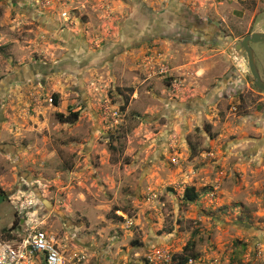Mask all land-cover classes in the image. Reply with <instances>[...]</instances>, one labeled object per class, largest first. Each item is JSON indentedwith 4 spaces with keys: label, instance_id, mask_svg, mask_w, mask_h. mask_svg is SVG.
<instances>
[{
    "label": "rangeland",
    "instance_id": "1",
    "mask_svg": "<svg viewBox=\"0 0 264 264\" xmlns=\"http://www.w3.org/2000/svg\"><path fill=\"white\" fill-rule=\"evenodd\" d=\"M255 32L264 0H0V230L62 264H264Z\"/></svg>",
    "mask_w": 264,
    "mask_h": 264
},
{
    "label": "built area",
    "instance_id": "2",
    "mask_svg": "<svg viewBox=\"0 0 264 264\" xmlns=\"http://www.w3.org/2000/svg\"><path fill=\"white\" fill-rule=\"evenodd\" d=\"M19 227L0 230V264H62L61 245L52 234L37 225L23 229L21 234Z\"/></svg>",
    "mask_w": 264,
    "mask_h": 264
},
{
    "label": "water",
    "instance_id": "3",
    "mask_svg": "<svg viewBox=\"0 0 264 264\" xmlns=\"http://www.w3.org/2000/svg\"><path fill=\"white\" fill-rule=\"evenodd\" d=\"M259 43H264V32H255L250 35H247L240 45L238 46L239 48L244 49L249 58V67L250 71L252 73V76L255 80V86L264 92V81L262 80L260 73L258 71L256 62H255V57H254V50L251 46V44H259ZM4 201V197L0 196V203Z\"/></svg>",
    "mask_w": 264,
    "mask_h": 264
},
{
    "label": "trees",
    "instance_id": "4",
    "mask_svg": "<svg viewBox=\"0 0 264 264\" xmlns=\"http://www.w3.org/2000/svg\"><path fill=\"white\" fill-rule=\"evenodd\" d=\"M53 101H55V104H58V95L55 94L53 96ZM60 120L63 122H75L79 118V112H73L68 117L64 116L63 114H59ZM197 194L194 191L193 188H188L184 195V200L187 202H193L197 199ZM16 228V227H15ZM189 247H186L184 252L182 254H179L176 258L178 259L179 264H188L190 260L197 259V255L193 253L191 250L189 252ZM175 258V259H176Z\"/></svg>",
    "mask_w": 264,
    "mask_h": 264
},
{
    "label": "flooded vegetation",
    "instance_id": "5",
    "mask_svg": "<svg viewBox=\"0 0 264 264\" xmlns=\"http://www.w3.org/2000/svg\"><path fill=\"white\" fill-rule=\"evenodd\" d=\"M252 45H256V44H251V46ZM244 50V49H243ZM245 51V50H244ZM246 52V51H245ZM246 54H247V52H246ZM247 58H248V54H247ZM248 64H249V58H248ZM258 68V67H257ZM249 69H250V67H249ZM259 71V70H258ZM250 73H251V71H250ZM260 73V72H259ZM251 75H252V73H251ZM261 76V75H260ZM262 78V77H261ZM254 83H255V80H254Z\"/></svg>",
    "mask_w": 264,
    "mask_h": 264
},
{
    "label": "crops",
    "instance_id": "6",
    "mask_svg": "<svg viewBox=\"0 0 264 264\" xmlns=\"http://www.w3.org/2000/svg\"><path fill=\"white\" fill-rule=\"evenodd\" d=\"M20 228V227H19Z\"/></svg>",
    "mask_w": 264,
    "mask_h": 264
}]
</instances>
